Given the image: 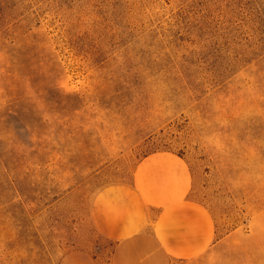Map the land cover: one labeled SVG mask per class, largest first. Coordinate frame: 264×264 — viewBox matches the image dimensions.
Returning <instances> with one entry per match:
<instances>
[{
	"label": "rangeland",
	"instance_id": "1",
	"mask_svg": "<svg viewBox=\"0 0 264 264\" xmlns=\"http://www.w3.org/2000/svg\"><path fill=\"white\" fill-rule=\"evenodd\" d=\"M117 186L147 210L121 245ZM179 201L198 258L153 240ZM0 264H264V0H0Z\"/></svg>",
	"mask_w": 264,
	"mask_h": 264
},
{
	"label": "crops",
	"instance_id": "2",
	"mask_svg": "<svg viewBox=\"0 0 264 264\" xmlns=\"http://www.w3.org/2000/svg\"><path fill=\"white\" fill-rule=\"evenodd\" d=\"M98 200L102 216L109 221L107 234L119 245L144 234L147 210L136 191L110 187L99 193ZM151 231L156 245L170 259L198 258L214 244L212 219L203 206L190 201L165 205L153 220Z\"/></svg>",
	"mask_w": 264,
	"mask_h": 264
}]
</instances>
